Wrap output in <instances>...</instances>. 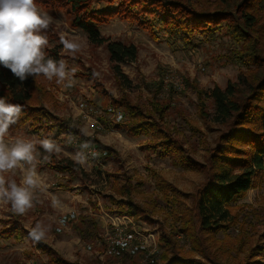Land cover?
Returning a JSON list of instances; mask_svg holds the SVG:
<instances>
[{
  "label": "rangeland",
  "instance_id": "obj_1",
  "mask_svg": "<svg viewBox=\"0 0 264 264\" xmlns=\"http://www.w3.org/2000/svg\"><path fill=\"white\" fill-rule=\"evenodd\" d=\"M50 1V5L43 4ZM109 1L94 0L92 7L98 9ZM35 3L53 19L43 33L48 39L45 56L57 52L66 63L67 75L61 85L55 78L48 81L36 77L37 113L21 115L6 137L9 141L30 139L35 143L36 157L32 165L25 164L6 176L19 183L24 172L34 166L42 183L32 190L34 206L24 215L13 214L10 204L0 202V264H142L143 257L134 261L107 254L113 224L121 216L153 235L161 252V238L171 239L176 249L173 256L211 264L195 250L200 242L189 235L198 231L195 202L207 178L206 157L225 127L213 122L214 103L210 98L205 101L208 118H202L197 92L206 94L215 87L224 90L257 66L235 61L239 46L222 30L212 41L196 36L188 46L160 29L152 14L141 17V23L118 15L106 20L99 31L106 40L137 47V60L120 65L126 77L120 78L107 43L93 45L83 31L74 28L75 15L69 6L57 0ZM61 34L80 43L81 50L66 51ZM260 40L264 41L263 35ZM127 105L138 106L144 119H152L153 124L181 142L184 151L161 158L145 149L162 139L160 128L135 136L115 127L113 112L123 114L121 124L130 119ZM166 106L169 109L161 117L157 108ZM92 120L102 129L90 130ZM76 135L91 143L96 140L111 150L112 158L92 160L70 143ZM42 139L52 140L59 151L45 152L39 144ZM182 156L189 159L187 165H176ZM72 210L79 214L78 221L58 235V218ZM233 212L236 223L214 240L206 239L209 258L221 264H241L249 249L258 248L254 260L264 264V175L238 200ZM90 219L97 222L95 229L90 226L95 235L83 239L78 229L87 228ZM37 225L45 234L39 241L30 235ZM40 242L54 249L57 256L39 249Z\"/></svg>",
  "mask_w": 264,
  "mask_h": 264
},
{
  "label": "trees",
  "instance_id": "obj_2",
  "mask_svg": "<svg viewBox=\"0 0 264 264\" xmlns=\"http://www.w3.org/2000/svg\"><path fill=\"white\" fill-rule=\"evenodd\" d=\"M57 2L71 8L75 15L74 28L83 31L91 44L107 43L111 62L120 78H126L120 65L137 60V47L106 40L99 31L106 20L118 15L141 23V17L152 14L159 28L163 27L170 36L180 38L188 46L196 36L212 41L217 31L222 30L225 36L239 46L235 52V61L244 65L249 61L257 66L249 74H241L237 83L229 84L224 90L215 87L206 94L197 92L202 118H208L205 101L210 98L214 103L213 122L225 128L214 147L208 151L207 178L198 189L195 202L198 231L189 236L200 242L194 249L205 257L206 262L221 264L209 258L206 239L214 240L218 233L228 231L236 223L237 215L233 210L237 208L238 200L253 189L264 175V41L260 40V36H264V0H110L109 4L98 9L92 7L94 0ZM117 2L120 4L115 6ZM43 4L50 5L52 2ZM46 58L60 60L57 52ZM0 97L9 103L22 105L21 115L36 111V78L29 75L21 82L10 70L0 66ZM40 99H43L42 95ZM127 109L130 119L124 124H114L115 127H123L135 136L160 128L162 139L145 146L146 150L161 158L184 151L181 142L169 136L162 127L153 124L152 119H144L138 106L127 105ZM168 109L167 106L162 110L157 108L158 113L155 112L163 117ZM62 129L57 132L60 133ZM81 139L87 140L83 137ZM92 142L102 151L99 160L112 158L110 149L101 146L96 140ZM186 159L182 156L180 162L175 163L187 165ZM121 194L124 195V192ZM189 223H186L187 229L190 228ZM90 226L95 229L97 222L90 219L87 228H77L83 239L95 235ZM160 241L162 252L154 263L149 264H207L197 259H179L173 256L176 249L171 239L161 238ZM39 249L52 257L57 256L54 249L41 242ZM258 252V248L249 249L245 262L241 264H263L254 260ZM130 260L135 261L136 258Z\"/></svg>",
  "mask_w": 264,
  "mask_h": 264
},
{
  "label": "clouds",
  "instance_id": "obj_3",
  "mask_svg": "<svg viewBox=\"0 0 264 264\" xmlns=\"http://www.w3.org/2000/svg\"><path fill=\"white\" fill-rule=\"evenodd\" d=\"M52 23V17L42 13L35 0H0V66L10 70L21 82L31 75L34 78L43 76L48 81L55 78L56 84L61 85L67 75L66 63L63 59L46 58L44 51L48 39L43 33ZM60 42L70 53L79 52L82 47L65 34L60 35ZM72 71L76 70L73 68ZM22 111V105L0 97V202L10 204L15 215H24L33 208L32 190L42 183L34 166L24 172L19 183L6 176L16 169H23L25 164L32 165L36 159L35 143L30 139H6L9 130L20 120ZM39 144L49 154L59 151L50 139H42ZM38 229L39 225L30 233L37 241L45 235Z\"/></svg>",
  "mask_w": 264,
  "mask_h": 264
},
{
  "label": "built area",
  "instance_id": "obj_4",
  "mask_svg": "<svg viewBox=\"0 0 264 264\" xmlns=\"http://www.w3.org/2000/svg\"><path fill=\"white\" fill-rule=\"evenodd\" d=\"M87 118H92L87 116ZM113 122L120 123L123 119L121 112H113ZM89 129L92 131L101 130L99 122L92 120L89 123ZM71 144L80 151L87 154L92 160L99 161L102 151L96 143L88 140H82L73 136ZM117 217L113 224V232L110 237V245L107 248V254L116 259H132L143 257L142 264L154 263L161 254L159 244L153 235L145 234L142 230L133 225L126 216ZM79 218L75 210L69 211L58 218L55 232L57 234L65 233L72 223Z\"/></svg>",
  "mask_w": 264,
  "mask_h": 264
},
{
  "label": "crops",
  "instance_id": "obj_5",
  "mask_svg": "<svg viewBox=\"0 0 264 264\" xmlns=\"http://www.w3.org/2000/svg\"><path fill=\"white\" fill-rule=\"evenodd\" d=\"M77 137H79L78 135H76ZM72 138H74L73 136H72ZM72 138H70V143H71V139ZM79 138H81V137H79ZM73 146V145H72ZM74 147V146H73ZM75 223V222H74ZM69 229V228H68ZM68 229H66V231L68 230ZM59 235V234H58Z\"/></svg>",
  "mask_w": 264,
  "mask_h": 264
}]
</instances>
